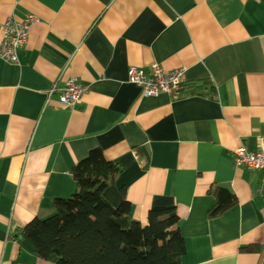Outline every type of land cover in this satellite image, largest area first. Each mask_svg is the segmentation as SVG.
I'll use <instances>...</instances> for the list:
<instances>
[{
	"label": "crops",
	"instance_id": "obj_1",
	"mask_svg": "<svg viewBox=\"0 0 264 264\" xmlns=\"http://www.w3.org/2000/svg\"><path fill=\"white\" fill-rule=\"evenodd\" d=\"M27 14L19 63L0 59V264H52L17 230L76 192L71 170L96 148L120 167L112 207L142 224L175 207L180 264H264L262 172L231 155L264 146V0H0V42ZM153 64L214 95H143L127 71ZM69 78L89 87L73 109L48 94ZM212 187L236 200L215 218Z\"/></svg>",
	"mask_w": 264,
	"mask_h": 264
},
{
	"label": "trees",
	"instance_id": "obj_2",
	"mask_svg": "<svg viewBox=\"0 0 264 264\" xmlns=\"http://www.w3.org/2000/svg\"><path fill=\"white\" fill-rule=\"evenodd\" d=\"M206 90L214 95L209 81L184 82L179 94L204 95ZM119 172L100 149H92L71 170L76 192L54 198L53 214L33 219L16 236L52 264H180L185 248L175 207L151 208L142 224L132 218L129 202L112 207L104 199L103 191ZM208 195L214 199L210 218L236 204L234 195L221 187L210 188Z\"/></svg>",
	"mask_w": 264,
	"mask_h": 264
},
{
	"label": "built area",
	"instance_id": "obj_3",
	"mask_svg": "<svg viewBox=\"0 0 264 264\" xmlns=\"http://www.w3.org/2000/svg\"><path fill=\"white\" fill-rule=\"evenodd\" d=\"M38 22L37 17L27 14L21 19L9 15L1 26L2 38L0 42V59L11 64H18V52L28 40L31 26ZM127 81L139 87L145 96L155 97L166 93L173 97L180 95L184 81L182 69L165 71L159 65L153 64L147 71L137 67H130L127 71ZM89 87L69 78L63 86L52 85L48 94L58 95V105L65 109H73L80 103L82 96ZM233 165L248 170L262 172L261 186L264 188V146L256 151H250L239 145L231 151Z\"/></svg>",
	"mask_w": 264,
	"mask_h": 264
}]
</instances>
